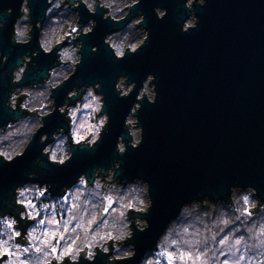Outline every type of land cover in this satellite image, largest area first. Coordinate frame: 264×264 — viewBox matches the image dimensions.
I'll return each mask as SVG.
<instances>
[{
	"label": "clouds",
	"instance_id": "1",
	"mask_svg": "<svg viewBox=\"0 0 264 264\" xmlns=\"http://www.w3.org/2000/svg\"><path fill=\"white\" fill-rule=\"evenodd\" d=\"M34 2L20 0L19 14L12 24V44L29 45L35 31L38 47L20 55L5 73L11 76L13 87L0 112L18 115L0 127V162L11 164L23 157L45 128L46 118L58 111L65 123L51 136L40 134L38 144L43 147L35 164L45 167L41 157H46L49 166L66 167L78 151L95 152L110 125L102 84H83V77L76 75L84 59L82 38L97 27L95 19L80 23L81 6L89 16L100 15L105 22L122 25L103 37V45L116 62L137 54L150 33L143 26V10L137 7L141 0H43L46 8L35 25ZM207 2L185 0L183 7L189 15L181 26L182 33L198 27L196 9ZM134 7L137 14L128 20ZM13 11L11 7L0 8V36L6 28L5 18ZM153 11L159 20L167 15L165 8ZM60 44L63 46L57 47ZM98 50L99 46H92L90 56ZM41 54L53 57L46 74L37 67L36 58ZM8 61L9 55L0 51V69ZM31 68H37L38 79L24 84ZM73 77L75 83L58 106L57 93ZM155 81L152 73L139 87L123 73L115 79L113 90L118 98L126 99L137 92L116 139L114 152L119 157L129 148L138 150L143 142L138 113L145 99L149 104L156 103ZM121 168L119 160L107 167L94 165L55 195L52 190L56 185L33 182L36 173H29L27 181L8 196L7 210L0 209V264H97L98 260L102 264H264V200L251 185H231L226 200L213 202L206 196L183 204L156 240L155 248L146 250L136 261L135 236L150 228L145 217L154 202L150 183L140 177L121 182Z\"/></svg>",
	"mask_w": 264,
	"mask_h": 264
},
{
	"label": "water",
	"instance_id": "2",
	"mask_svg": "<svg viewBox=\"0 0 264 264\" xmlns=\"http://www.w3.org/2000/svg\"><path fill=\"white\" fill-rule=\"evenodd\" d=\"M184 3L185 0H141L137 7L146 18L143 26L150 33L149 40L137 54L120 62L114 61L103 45V37L122 25L105 22L100 15L89 16L81 6L80 23L95 19L97 27L93 34L82 38L84 59L76 75L83 77V84H102L110 115L109 130L95 152L78 151L66 167L60 168L49 166L46 157H41L45 167L39 168L35 159L43 147L38 144L40 134L47 132L51 136L65 123L58 111L46 118L45 128L23 157L11 164L0 162V209L7 210L8 196L18 184L27 181L31 172L36 173L33 182L56 185L52 190L55 195L82 171L94 165L107 167L119 160L121 182L140 177L151 185L154 206L145 217L150 228L135 236L138 261L146 250L155 248L156 240L183 204L206 196L213 202L226 200L231 185L256 187L264 200V0H208L205 7L196 9L200 23L188 33L181 32L189 15ZM19 4L20 0H0V8L14 10L11 17L5 18L6 28L0 36V51L9 55L8 64L0 69V108L13 87L11 76L5 73L20 55L38 47L35 31L29 45L10 42ZM156 7L167 9L163 20L156 18ZM45 8L43 0L32 3L34 25ZM136 14L134 7L128 20ZM92 46H99L94 57L90 56ZM35 57L33 53V62ZM52 62V56L41 54L36 58L37 67L43 68L45 74ZM36 71L31 68L23 83L38 79ZM121 73L136 81L137 87L149 73L154 74L158 93L156 103L149 104L145 99L138 113L144 129L140 148H129L123 157L115 154L114 147L137 92L126 99L118 98L113 86ZM74 83L75 77L57 93L58 106ZM17 115L0 112V127ZM97 264L102 262L98 260Z\"/></svg>",
	"mask_w": 264,
	"mask_h": 264
},
{
	"label": "rangeland",
	"instance_id": "3",
	"mask_svg": "<svg viewBox=\"0 0 264 264\" xmlns=\"http://www.w3.org/2000/svg\"><path fill=\"white\" fill-rule=\"evenodd\" d=\"M105 179H106V177H105ZM201 207H204V206H201Z\"/></svg>",
	"mask_w": 264,
	"mask_h": 264
}]
</instances>
